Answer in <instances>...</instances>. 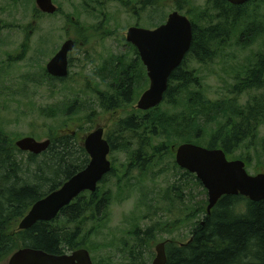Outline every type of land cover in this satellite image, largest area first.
Masks as SVG:
<instances>
[{
  "label": "rangeland",
  "instance_id": "rangeland-1",
  "mask_svg": "<svg viewBox=\"0 0 264 264\" xmlns=\"http://www.w3.org/2000/svg\"><path fill=\"white\" fill-rule=\"evenodd\" d=\"M208 2L53 0L57 12L45 14L36 0H0V131L15 143L25 137L51 140L59 133H74L83 143L91 132L103 127L116 146L109 156L116 171L100 186L102 192H111L109 215L101 233L93 237V245L83 248L89 251L93 264H130V246L124 244H132L130 232L134 229L153 231L154 239L146 248L152 255L146 257V264H152L158 244L187 243L194 228L204 223L208 191L183 176L174 149L185 143L208 148L210 138L226 123V113L264 95V89L241 96L233 93L238 80L264 61V0H255L229 36L213 45L207 64L188 59L186 68L200 85L163 103L158 113H150L153 120L171 122L166 130L157 126L156 133L148 128L143 134L153 151L158 146L164 148L144 175L138 169L131 171L138 141L128 145L116 130L124 119L148 115L138 110L137 104L150 80L137 51L127 42L128 29L153 30L175 11L201 27L215 25L217 20L210 16L202 19L206 12L213 14ZM68 40L76 44L69 53V75L52 77L47 64ZM123 71L125 81L121 79ZM129 84V103H119L120 107L110 111L103 108V102L115 93L123 95ZM101 96L106 99L100 100ZM249 141L228 157L244 161L248 173L256 175L264 172V124L253 145ZM23 153L18 157L26 162L27 153ZM201 207L206 213H196ZM20 222L13 225L12 234L19 232ZM9 259L0 264H8Z\"/></svg>",
  "mask_w": 264,
  "mask_h": 264
},
{
  "label": "trees",
  "instance_id": "trees-1",
  "mask_svg": "<svg viewBox=\"0 0 264 264\" xmlns=\"http://www.w3.org/2000/svg\"><path fill=\"white\" fill-rule=\"evenodd\" d=\"M107 1L112 0H93L97 4ZM254 1L233 6L227 0H209L208 8L213 14L206 12L202 19L210 16L217 23L204 28L191 21L194 28L191 50L183 64L173 72L163 103H170L180 93L200 85L193 72L186 68L188 59L191 57L200 64H207L214 53L213 45L229 36L231 29L243 17L246 7ZM125 72L121 74L122 81L127 79ZM263 74L264 61H261L246 78L238 80L233 93L241 96L247 91L264 89ZM130 88L131 84L122 95L124 99L117 93L118 97L102 103L103 108L110 111L116 106L120 107L119 103H129ZM161 106L143 112L148 114L144 119L133 115L117 126L116 132L122 142L127 141L129 145L132 141H138L131 171L138 169L141 176L159 159L156 154L164 148L158 146L153 151V145L143 135L148 128L156 133L157 126L166 130L170 125L169 121L151 118ZM226 115V123L210 138L207 147L222 149L229 156L248 140L253 145L259 127L264 124V95L254 96L244 108L239 109L237 105ZM51 141L46 152L41 155L27 153V161L24 162L18 157L24 153L17 149L9 136L0 131V263L22 248L42 250L53 255L90 248L93 237L103 230L102 225L109 215L107 210L111 192H102L100 186L113 177L116 171L114 167L99 184L96 193H82L55 220L38 222L31 229L11 233L13 225L22 220L36 202L59 189L89 164V156L76 134L59 133L52 136ZM111 146L114 151L116 146L113 142ZM180 170L184 177L192 178L203 186L195 175ZM127 173L120 179L125 178ZM204 211L205 208L201 207L196 213ZM152 232L151 229L144 232L134 229L130 232L132 244H124L130 246V264H146V257L152 255L146 250L154 239ZM166 254V264H264V201L252 202L243 196L223 197L210 215L206 213L204 224L194 228L187 243L176 245L174 241L167 242Z\"/></svg>",
  "mask_w": 264,
  "mask_h": 264
},
{
  "label": "water",
  "instance_id": "water-1",
  "mask_svg": "<svg viewBox=\"0 0 264 264\" xmlns=\"http://www.w3.org/2000/svg\"><path fill=\"white\" fill-rule=\"evenodd\" d=\"M227 1L233 6H243L252 0ZM36 5L45 14L57 12L53 0H36ZM126 39L137 49L150 80V87L141 96L137 109H155L164 102L173 72L183 64L191 50L193 24L187 16L175 11L156 29L129 28ZM75 46L73 40L66 41L47 64V72L52 77L64 79L69 75V53ZM103 136V129H98L86 137L85 149L90 157L87 167L36 202L21 220L20 231L31 229L38 222L55 220L82 193L97 192L99 184L112 171V163L108 158L111 146ZM15 145L21 152L41 155L50 148L51 140L37 141L33 137H25L17 140ZM174 152L177 165L194 174L208 191L207 215L225 196H243L252 202L264 201V172L249 174L244 161L229 160L222 149L185 143L174 149ZM155 251L156 257L152 264H166V243L158 244ZM8 264H93V261L86 249L53 255L42 250L22 248L10 257Z\"/></svg>",
  "mask_w": 264,
  "mask_h": 264
},
{
  "label": "flooded vegetation",
  "instance_id": "flooded-vegetation-1",
  "mask_svg": "<svg viewBox=\"0 0 264 264\" xmlns=\"http://www.w3.org/2000/svg\"><path fill=\"white\" fill-rule=\"evenodd\" d=\"M76 47V46H75ZM137 53H138V51H137ZM138 55H139V53H138ZM140 57V56H139ZM69 68H70V60H69ZM130 95V94H129ZM115 97H118L117 96V93H115V95H113V96H110V98L109 99H112V98H115ZM119 97L121 98V99H124L123 97H122V95H120L119 94ZM102 99H104L105 100V97H100V100H102ZM98 129H103V131H104V136H103V138L105 139V140H107L108 141V143H109V145L111 146V142H113V140L111 139V137L109 136V134H108V132L105 130V128H103V127H98L96 130H98ZM96 130H94V131H96ZM93 131V132H94ZM92 133V132H91ZM90 133V134H91ZM112 135V134H111ZM86 139V138H85ZM85 139H84V141H83V146H84V148H85ZM114 143V142H113ZM111 149H112V146H111ZM86 150V149H85Z\"/></svg>",
  "mask_w": 264,
  "mask_h": 264
}]
</instances>
